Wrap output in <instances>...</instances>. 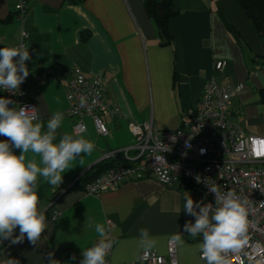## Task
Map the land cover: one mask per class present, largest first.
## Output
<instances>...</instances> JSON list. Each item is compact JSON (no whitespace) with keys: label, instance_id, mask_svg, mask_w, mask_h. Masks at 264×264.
<instances>
[{"label":"crops","instance_id":"crops-1","mask_svg":"<svg viewBox=\"0 0 264 264\" xmlns=\"http://www.w3.org/2000/svg\"><path fill=\"white\" fill-rule=\"evenodd\" d=\"M18 1L0 0V36L7 39H15L19 31L15 18L8 20ZM27 1L31 59L27 61L26 90L45 124L56 112L63 114L56 142L64 133L74 134L66 86L77 68L87 76H103L106 97L119 107L120 115L106 117L107 136L98 133L91 117H84L87 130L82 135L94 142L93 153L84 157L83 164L73 161L59 187L39 179L40 207L47 209L50 233L45 230L37 245L27 238L19 244L4 240L0 260L49 264L48 254L52 253L61 264H75L83 249L100 239L95 225L101 223L108 230L105 239L113 242L110 264L140 260L145 250L139 243L142 228L156 241L150 250L167 254L169 239L181 233L179 264H205L198 250L201 238L194 239L184 231L186 222H195V217L184 211V197L190 195L184 186L170 187L147 177L95 195L79 182L103 160L104 153L134 143L130 121L152 120L161 129L182 127L183 111L201 97L214 75L221 83H244L231 112L248 132L264 137L260 98L264 42L239 0L177 1L181 11L170 18L169 27L181 43L180 67L174 46L161 43L144 0ZM220 59L228 63L217 73L214 65ZM0 98H5L2 90ZM6 139L0 136V141ZM15 151L19 155V150ZM190 196L204 203L202 196ZM14 235H19V229Z\"/></svg>","mask_w":264,"mask_h":264},{"label":"built area","instance_id":"built-area-1","mask_svg":"<svg viewBox=\"0 0 264 264\" xmlns=\"http://www.w3.org/2000/svg\"><path fill=\"white\" fill-rule=\"evenodd\" d=\"M28 13V1L19 0L14 13L19 25L18 34L15 39L0 36V48L20 44L28 47ZM227 63L225 59L217 60L215 72H223ZM27 79L17 94L0 90L17 107L36 108L26 90ZM243 88L242 82L221 83L216 75L212 76L201 97L183 111V125L178 129H161L152 120L144 123L130 121L134 143L104 153L103 159L115 158L116 162L86 184L87 192L96 195L117 190L124 183L148 177L170 187L182 185L190 195L202 196L204 203L214 205L215 196L209 192V185L222 192L234 190L249 201L248 239L239 252L229 253L231 264H264V137L248 132L231 112L232 102ZM66 90L68 113L75 119L74 134L78 125H86L84 117L89 116L100 135H109L106 117H117L120 109L108 101L103 76H87L77 68ZM201 149L206 152L201 154ZM110 242L106 264H110L113 248V242ZM177 251V242L171 238L167 254H159L156 250H147L146 254L144 250L140 260L130 264H179ZM81 259L79 256L75 264H80Z\"/></svg>","mask_w":264,"mask_h":264},{"label":"clouds","instance_id":"clouds-1","mask_svg":"<svg viewBox=\"0 0 264 264\" xmlns=\"http://www.w3.org/2000/svg\"><path fill=\"white\" fill-rule=\"evenodd\" d=\"M30 52L23 44L0 48V89L17 94L29 75L26 62ZM9 105H13L10 107ZM63 114L56 112L42 122L35 107H17L14 101L0 98V243H23L25 238L37 245L45 230L51 229L46 208L40 207L39 179L52 187H59L63 174L73 161L83 164L85 156L95 150V144L82 133L86 125H78L76 134L64 133L57 141ZM190 147V145H187ZM15 150H19V155ZM201 154L206 152L201 149ZM79 157V159H77ZM199 182V176L196 177ZM215 204L195 202L184 197V211L195 217L186 222L184 231L192 238L200 237L198 250L205 264H231L229 253L239 252L247 243L248 199L234 190L222 192L209 185ZM19 229V235H14ZM107 228L97 223L95 232L100 239L92 247L83 249L80 264H106L111 242L106 240ZM174 242L183 243L181 233L173 235ZM139 243L146 250L156 241L147 229H140ZM49 264H61L49 253ZM72 260L76 257L73 255ZM0 264H18L15 259H2Z\"/></svg>","mask_w":264,"mask_h":264},{"label":"trees","instance_id":"trees-1","mask_svg":"<svg viewBox=\"0 0 264 264\" xmlns=\"http://www.w3.org/2000/svg\"><path fill=\"white\" fill-rule=\"evenodd\" d=\"M78 2L82 0H70ZM178 0H144L145 9L148 15L155 21L162 44H172L174 46L176 63L181 65V43L170 31V18L179 14L181 9L177 6ZM246 15L253 21L264 42V0H239ZM14 18L11 15L8 20ZM87 38V36H84ZM256 61V59H253ZM261 65H264V56H262ZM183 71L178 69V73ZM261 102L264 103V88L260 89ZM116 162L115 158L103 159L92 172L86 173L80 180L79 185L86 186L92 179L99 176L102 172L111 168Z\"/></svg>","mask_w":264,"mask_h":264},{"label":"rangeland","instance_id":"rangeland-1","mask_svg":"<svg viewBox=\"0 0 264 264\" xmlns=\"http://www.w3.org/2000/svg\"><path fill=\"white\" fill-rule=\"evenodd\" d=\"M247 130V129H246Z\"/></svg>","mask_w":264,"mask_h":264}]
</instances>
